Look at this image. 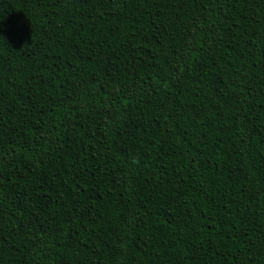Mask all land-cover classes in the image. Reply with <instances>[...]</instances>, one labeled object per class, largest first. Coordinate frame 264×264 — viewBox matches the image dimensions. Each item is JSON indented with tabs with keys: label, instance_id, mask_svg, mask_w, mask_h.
<instances>
[{
	"label": "trees",
	"instance_id": "1",
	"mask_svg": "<svg viewBox=\"0 0 264 264\" xmlns=\"http://www.w3.org/2000/svg\"><path fill=\"white\" fill-rule=\"evenodd\" d=\"M0 264H264V0H0Z\"/></svg>",
	"mask_w": 264,
	"mask_h": 264
}]
</instances>
